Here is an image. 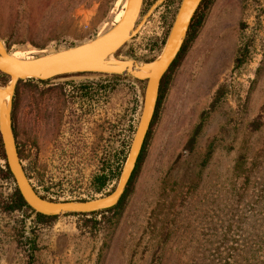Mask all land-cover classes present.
<instances>
[{
  "label": "rangeland",
  "instance_id": "obj_1",
  "mask_svg": "<svg viewBox=\"0 0 264 264\" xmlns=\"http://www.w3.org/2000/svg\"><path fill=\"white\" fill-rule=\"evenodd\" d=\"M155 1L143 0L140 19ZM180 1L165 0L117 57L151 61ZM124 2L0 0V39L18 59L73 47L114 26ZM196 13L119 208L27 232L28 209H2L16 186L0 157V264H264V0H206ZM114 77L18 84L12 125L41 197L93 200L116 187L145 82Z\"/></svg>",
  "mask_w": 264,
  "mask_h": 264
},
{
  "label": "water",
  "instance_id": "obj_2",
  "mask_svg": "<svg viewBox=\"0 0 264 264\" xmlns=\"http://www.w3.org/2000/svg\"><path fill=\"white\" fill-rule=\"evenodd\" d=\"M165 0H156L140 19L143 0H126L121 20L93 40L31 59H18L0 39V74L8 80L0 85V140L15 186L28 207L26 231L37 215L60 217L69 214H98L120 202L135 170L152 122L163 76L175 61L186 39L191 21L203 0H181L166 40L151 61L117 57L141 30L149 16ZM140 19V20H139ZM139 20V21H138ZM120 77L132 83L145 82L140 117L116 187L107 196L85 201H52L36 193L21 164L12 130L13 98L18 84L26 80L63 83Z\"/></svg>",
  "mask_w": 264,
  "mask_h": 264
},
{
  "label": "trees",
  "instance_id": "obj_3",
  "mask_svg": "<svg viewBox=\"0 0 264 264\" xmlns=\"http://www.w3.org/2000/svg\"><path fill=\"white\" fill-rule=\"evenodd\" d=\"M204 1H206V0H203V2H204ZM196 18H197V13L195 14V16H194V18H193V20H192V22H191L190 29H191V27L194 26V24H195V22H196ZM176 60H177V59H176ZM242 63H243V60H242V58H241V54H238V56H237L236 59H235V67H236V68L239 67ZM173 64H174V63H173ZM173 64L171 65L170 68H173ZM3 77H4V76H3ZM115 78H118V77H114V79H115ZM4 79H6V77H5ZM165 80H166V79H165V77L163 76V78H162V80H161V83H160V87H159V96H158V100L162 97L163 92L165 91ZM6 81H7V79H6ZM6 81H3L2 83H5ZM139 83H142V82H139ZM157 102H158V101H157ZM12 108H14V99H13V107H12ZM256 127L258 128L259 126H256ZM12 130H13V133H14V136H15V131H14L13 125H12ZM143 146H144V145H143ZM142 149H143V148H142ZM17 150H18V154H19V149H18V147H17ZM141 152H142V150H141ZM141 152H140L139 158H138V160H137L135 170H134L133 173H132V176H131V178H130V180H129V182H128L127 188H126V190H125V192H124V194H123V196H122L120 202L117 204V206H116L115 208H113L112 210L108 211V213H109V212L111 213L112 211H114V210H116L117 208H119V206H120L121 203L123 202L125 196L127 195V190H128L129 185L131 184V179L133 178V175L135 174V172H136V170H137V167H138V165H139V164H138L139 161H141V157H142V156H141ZM0 157H1L2 160L5 161V155H4V151H3V149H2L1 141H0ZM5 168H6V171H5L6 176H7L8 178H10V179H13V177H12V175H11L9 169H8L7 164H5ZM109 180H110V178H108V176H105V175H104V176H103V175H102V176H99V177L97 178L96 192L99 193L100 191H102V190L106 187V185H107V183H108ZM42 198H44V197H42ZM24 208L28 209L26 203L24 202V200L22 199L21 195L19 194L17 188H15L14 193H13V195H12V201H11L9 204H5V205L2 206V209H3L4 211H7V212L19 211V212H22L23 214L25 213V212H24ZM98 214H100V213H98ZM69 215H82V214H69ZM86 215L93 216V215H97V214H86ZM55 218H57V217H46V216H43V215H37V223H42V222H44V221H50V220H53V219H55ZM32 249H34V248H32Z\"/></svg>",
  "mask_w": 264,
  "mask_h": 264
},
{
  "label": "bare ground",
  "instance_id": "obj_4",
  "mask_svg": "<svg viewBox=\"0 0 264 264\" xmlns=\"http://www.w3.org/2000/svg\"><path fill=\"white\" fill-rule=\"evenodd\" d=\"M124 1H125V2L123 3L122 12H121V14H120V17H119L118 21H117L115 24H117V23L121 20L123 14H124V8H125V6H126V0H124ZM12 56H13V55H12ZM13 57H14V56H13Z\"/></svg>",
  "mask_w": 264,
  "mask_h": 264
},
{
  "label": "flooded vegetation",
  "instance_id": "obj_5",
  "mask_svg": "<svg viewBox=\"0 0 264 264\" xmlns=\"http://www.w3.org/2000/svg\"><path fill=\"white\" fill-rule=\"evenodd\" d=\"M44 82H51V80H48V81H44Z\"/></svg>",
  "mask_w": 264,
  "mask_h": 264
}]
</instances>
